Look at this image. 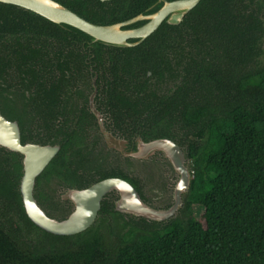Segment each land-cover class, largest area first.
I'll list each match as a JSON object with an SVG mask.
<instances>
[{
    "label": "flooded vegetation",
    "instance_id": "obj_1",
    "mask_svg": "<svg viewBox=\"0 0 264 264\" xmlns=\"http://www.w3.org/2000/svg\"><path fill=\"white\" fill-rule=\"evenodd\" d=\"M51 1L98 26L135 18L143 13H128L146 4ZM257 1L244 3L251 10ZM120 6H125V18L115 20L122 18ZM189 12L177 24L161 22L134 46H118L0 1V241L5 249L28 254L36 248L62 249L83 233L51 234L28 217L22 193L25 165L39 166L43 156L50 157L35 176L32 196L49 219L68 220L80 204L71 199L74 193L110 180L116 184L101 196L91 227L125 230V222L161 224L180 215L184 199L175 215L162 222L125 213L121 200L126 181L146 205L167 210L175 204L180 169L191 168L194 137L182 112L184 103L193 100L194 60L209 58L193 45V31L185 22ZM146 22L120 29L126 33ZM38 150L45 151L40 159ZM0 264H12L1 248Z\"/></svg>",
    "mask_w": 264,
    "mask_h": 264
},
{
    "label": "trees",
    "instance_id": "obj_2",
    "mask_svg": "<svg viewBox=\"0 0 264 264\" xmlns=\"http://www.w3.org/2000/svg\"><path fill=\"white\" fill-rule=\"evenodd\" d=\"M251 7L201 0L185 19L194 47L209 59L194 60L193 100L182 112L194 139L178 217L125 222V230L93 226L71 246L47 252H7L0 241L1 255L12 264H264V0ZM119 12L115 20L125 18V6ZM196 207L203 209L198 217Z\"/></svg>",
    "mask_w": 264,
    "mask_h": 264
},
{
    "label": "water",
    "instance_id": "obj_3",
    "mask_svg": "<svg viewBox=\"0 0 264 264\" xmlns=\"http://www.w3.org/2000/svg\"><path fill=\"white\" fill-rule=\"evenodd\" d=\"M0 1L26 7L41 14L56 24H66L76 28L94 41L96 40L101 43L118 46H134L148 37L161 22L166 21L169 24H177L181 22L183 16L192 10L201 0H157V2L150 6L143 14H139L137 17L124 23L110 26H98L89 23L51 0ZM138 21L147 22L145 25L126 33L120 29L121 26L131 25ZM126 38L137 39V41L133 43H125ZM259 59L262 61V64H264V53ZM44 150L46 151V149ZM44 150H38V159H40L42 154L45 153ZM35 152H37V149H34V153ZM49 157L50 156L47 158L44 156L41 157V162H43L39 166H36V164L34 167L29 166L31 164L25 165L26 172L22 181V193L27 215L36 226L51 234L74 235L84 232L91 227L95 221L101 196L109 187H111V185L116 184V182L111 180L104 181L87 190L74 193L71 196V199L76 202L78 199L80 204H78L76 211L70 215L69 219L62 222L49 219L45 213L40 211L37 207L35 198L32 196L35 176L42 169L43 165L47 163ZM34 161L38 162L37 160ZM32 168L33 172L31 171ZM180 172L182 177L175 189V204L167 210L151 208L146 205L133 187L125 181V198L121 200V203L125 201V213L158 222L166 221L174 216L177 210L181 207L182 199L186 197L192 180L191 168L189 170L181 168Z\"/></svg>",
    "mask_w": 264,
    "mask_h": 264
},
{
    "label": "rangeland",
    "instance_id": "obj_4",
    "mask_svg": "<svg viewBox=\"0 0 264 264\" xmlns=\"http://www.w3.org/2000/svg\"><path fill=\"white\" fill-rule=\"evenodd\" d=\"M261 46H262V48H264V41L262 42ZM195 212H196V216L198 217V216H200L202 214L203 209L201 207H196L195 208Z\"/></svg>",
    "mask_w": 264,
    "mask_h": 264
}]
</instances>
